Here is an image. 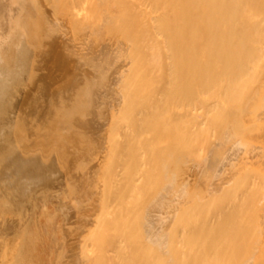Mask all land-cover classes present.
<instances>
[{"label": "bare ground", "instance_id": "6f19581e", "mask_svg": "<svg viewBox=\"0 0 264 264\" xmlns=\"http://www.w3.org/2000/svg\"><path fill=\"white\" fill-rule=\"evenodd\" d=\"M10 1H15V0H9V2ZM20 1H23V0H20ZM25 1L27 3L29 0L28 1L25 0ZM25 1H24V3H25ZM38 1L39 0H37L36 2H38ZM45 1H49V0H45ZM2 2H3V0H2ZM2 2H1V4L3 5L4 2L3 3ZM9 2H5V3L7 4ZM33 2H35V0H33ZM5 3H4V5H5ZM12 3L13 2H11L8 5L11 6ZM16 3L17 2L15 1V4H13V5H16ZM19 3H22V2H19ZM40 3H41V0H40V2H38L39 6H40ZM48 3H50V2H48ZM48 3L46 2V4L48 6L45 5V3H44V5L46 7L44 5H43V7L47 8L46 10L48 12L51 10L49 8V7H51L50 4L53 3V7H51L52 8V10H51L52 15L51 16H54V17H52V19H49V20H51V22H54L53 25L55 24V26H53L52 23L49 20H47L48 17L51 18L50 15L44 16V17H41L42 15L38 16L41 19L39 22L40 23L44 22V21H42V18H44L45 25L42 23L44 27L48 24V23H46V20H47L51 23L52 30H53V27L56 28V31L58 32L56 34L55 29H54L56 36L64 44V46H67L66 48L69 50V52L67 50V52L69 54L66 55L65 52H64L65 54L64 53H62V54L66 55V56L73 55L74 57L71 56V58H73L72 60H74L76 57V59H75L76 61L80 60L84 64L86 62V64H87V65H85L86 68L85 69L81 68V69L82 70L84 69V71H85L84 72L85 75L83 77H85L87 79L86 80L87 83L84 81L85 79H82L83 77H81L82 83H83V81L85 82V83H83L84 85H81V86L83 87L82 89H84V86L86 84H88V86L86 85V87H88V89H89V91H88L89 93L87 96L90 95L89 96L90 98L88 97V100L91 101V99H92V102H93V99H94L96 101V103H95V101L93 103L97 104L95 106H94V104H92L91 106L89 104V106L86 107V112L90 111V110H88L89 108L92 111L93 106H94L93 108L98 110L97 111L94 109L95 111L93 113H96V114H88L91 112H88L86 114L88 116L91 115V117L93 115V117L97 118V114L99 112L98 120H95L94 118H92L95 121L94 125L98 124L97 127L99 125H100L99 127H101L102 125H104L108 121V123H107L108 125L106 124V125L101 127L104 129V130L102 129V131H100L99 128H97V129L95 128L94 133L92 134V131L89 128L90 131L88 130V133H89V135L91 134L90 135L91 137H93L92 138L93 140H91V139H89V140H91V142L92 141L95 143L97 142L98 143L97 146L95 145V143H93V144L91 143V144L95 145L96 147H99V142L101 141V138H98L100 140L98 142V139L94 136V134L96 133L95 131L98 130L97 135H99V136L102 135L103 132L105 131L104 133H105V135H107V138H108L106 143H108V148L110 150L112 149L113 150L112 152L114 154L113 155V161L106 166V169L101 176V178H102L101 182H98V184H97L95 182L96 180L94 178H92L94 176H90L92 179L95 180L94 182H95V184H97V186H96L97 190L101 192V194H99L98 191L96 192L97 194L95 193L96 198H97V196L98 197L100 196L99 197L100 199L99 198L98 199L101 201V202H99V204L100 203L101 204L99 205V207L96 205L100 211H98V209H97V211H98V212H96L97 215L96 216L94 215L95 219H94L93 215H92V218L94 220L91 218L88 219V220H92L93 223H91V224H93V225H92V227H88L89 229L87 231L85 230L84 241H83L82 250H81V257H80L81 264H264V259H261V252H262L261 248H256L258 250L257 252H250V253L247 252L243 256L240 255L243 258H239V259H230L229 258L230 255L228 256L226 254H225L226 257L228 256V258H216V257L214 258V255L217 253H215L213 251L199 252L198 248L200 247V245L198 244V241L200 240V236L198 235V232H199V230L201 232V231H204L205 229H203L202 227H199L198 224L204 223V220L200 219V216H202V213L196 211V205H195V203H192V201L191 202L186 201V203H184L185 205H183V207H181L179 213H176V214H178L176 218H170L169 217V219H165L164 221H162L163 222V224L161 226L162 228L159 227V229L156 225L157 220L154 218L155 217L154 214L156 213V207L152 206L151 200L148 201V205H146L147 208L144 212L142 211V208L140 206L142 201H143V197H142L143 196L142 195L143 190L142 189H147V188L152 187V185L155 183L153 178L157 177V175L159 174V168L157 169V167H156L157 163H156V165H154L153 170H151L149 167L148 154H149V149H150L151 143H150V141H148V142H147V140L145 141L144 132L146 131V128H148L150 126L149 124L153 119L152 116L155 115L153 112L157 110L158 106H159V108H162V107H160L161 103L162 102L164 103L166 98H167V101L169 100L170 94L168 92L161 93L160 91L162 89H165V87L170 86V87H172V89H175V91H176L175 95L182 92L184 94V98L186 100L190 101L191 106L192 105L194 106L195 105L194 103L198 102V103H200V105L204 106L207 110H210V112H212V111L216 112V111H221L223 109L230 108L232 105L231 102H232L233 98H235L236 96L237 97L240 96V94L245 92V91H250V93L254 94L253 98L259 97L262 99V108H263V115H264V0H54V1L52 0L50 4H48ZM21 5H23V3ZM28 5H30V4L28 3ZM28 5H27V7H28ZM35 6H36V4L34 6L32 5V7H35ZM3 7L2 8L0 7V12L3 10ZM7 7L9 8V6H7ZM36 7L34 9H36ZM43 7L42 8L40 7V9L44 10ZM251 7H253V10L249 9ZM18 8H21V6ZM11 9L12 8L10 7V10ZM14 9H16V7H14ZM14 9H13V13H11L12 10L11 11L8 10L9 13L6 12L9 15L11 13V16L9 18L10 21H13V20L15 21V19L17 21L16 16H18V15H14V11H19V10H14ZM29 9H30V7H29ZM53 10H54V12H53ZM40 11H42V10H40ZM25 12L26 11L24 10V13ZM27 12H26V14H27ZM51 12H48V13L51 14ZM20 13L23 16V12H20ZM20 13H18V14L20 15ZM46 13H44L43 15H46ZM1 14H2L1 17L3 16L4 19L6 17H9L7 14L6 15L4 14V11H2ZM27 15H26V17L28 18L29 15L31 16V13L28 16ZM32 15H34V14H32ZM35 16L37 19H39L37 17V14ZM248 16H251V17L249 18ZM13 17H14V19L12 20L11 18H13ZM20 17H21V15H20ZM45 17H47V19ZM27 18L25 19L26 21H31V20L33 21L34 17H32V19L29 18L30 20H28ZM36 18L34 20H37ZM9 19H7L8 20L7 22H9ZM249 19H250V21H249ZM19 20H20V18L18 19L19 23L16 21L15 22L18 23L17 25L19 27H21L20 28L21 31L23 30V27H22L23 25H25V27H26V24L28 25V27L30 26L29 22H25L26 24L25 23L23 24V20L22 21L21 20L19 21ZM4 22L6 23V21H4ZM39 22L33 21L35 26H37L39 24ZM5 23H4V25H5ZM16 23H13L12 27H13V25H16ZM50 23H49V25H50ZM10 24H11V22H10ZM4 25H1V23H0L1 27H3ZM49 25H47V26H49ZM7 26H9V28L11 30V25H9V23ZM47 26L45 28H47ZM19 27L18 28L15 27V29L16 30L18 29L17 31H19L20 30ZM49 27L47 28V34L52 32V30L49 29ZM4 28L7 29V27H4ZM4 28H0V33ZM36 28H40V27L37 26ZM45 28H43V29L45 30ZM14 30H12V31H14ZM24 30H23V32H24ZM38 30H36V31H38ZM48 30H50L51 32H48ZM21 31H19V33ZM15 33H17V32H15ZM1 34H3V33H1ZM25 35L23 34V38ZM3 36H4V34L0 35V42L5 39V38H3ZM31 36L33 37V34ZM20 37H21V35H20ZM20 37H18V38H20ZM53 37H55V36H53ZM23 38L21 37L20 39L22 40ZM45 38H46V35H45ZM44 39H43L44 43H45V41L47 42V40H44ZM46 39H49V38H46ZM21 40H19L20 45L18 47H16L17 53L19 54V56L17 55V57H19V60L26 59V57L24 58V56L27 55V53H28L27 51H29V50H26L27 49L25 47L26 44L24 45ZM49 40H51V39H49ZM54 41H55L54 45H56L58 43H59V45L61 44L60 41L59 42H57L56 40H54ZM21 42H22V44H21ZM47 43H49V41ZM36 44H38V43H36ZM50 46H51V43H50ZM61 46L62 45H60L58 47V45H57L58 51H59V49L62 50V48H60ZM27 47H28V44H27ZM66 48H63V50H65ZM2 49L3 48H1L0 52H4V51H2ZM37 49H38V46H37ZM48 49H47V51H48ZM37 52H39V51H37ZM47 53H49V52H47ZM59 53H60V51H59ZM36 55H37V53H36ZM1 58H3V57H1ZM58 58L59 57H56V60L61 59V58H59V59ZM42 59H44V58H42ZM48 59H51V58H48ZM4 61H6L5 58H4ZM4 61H3V63L5 64ZM36 61H37V58H36ZM60 61H62V60H60ZM66 61H69V60L67 59ZM80 61H78V63ZM98 61H99V63H101V68H100V71L96 72L95 68H96V64ZM7 62H8V60H7ZM0 63H2L1 59H0ZM68 63L69 62H67V64ZM31 64H32V62H31ZM46 64H47V62H46ZM1 65L2 64H0V66ZM5 65H4V67H5ZM26 65L23 67H26ZM80 65L82 66V64H80ZM60 66H62V65H60ZM75 66H77V65H75ZM85 66L83 65L82 67H85ZM19 68H20V66H19ZM19 68H17V69H19ZM40 68H43V66H41ZM40 68H38V69H40ZM3 69H4L3 67L0 69V85H2V87L4 89V88H7L6 86H4V85H7L6 82L8 83L7 86H9V82H8L9 79H7V78L9 77L10 74L5 72V70H3ZM9 69L11 71L12 67ZM13 69H14V67H13ZM31 69L33 70L34 68H31ZM38 69H36V71ZM45 69H47V68H45ZM75 69H76V67H75ZM7 70H8V67H7L6 71ZM22 70H19V74H21ZM3 71L5 73H3ZM78 71H80L79 67H78ZM78 71H75L73 68L72 72H74V73L76 72V74H78L77 73ZM14 72L15 71H13L12 73H14ZM80 72L82 73V71H80ZM80 72H79V76H80ZM6 73L9 75L7 76ZM37 73H38V71L35 74H37ZM16 74H14V75H16ZM93 75H96L97 81H95L93 84H91V80L93 78ZM16 76H18V75H16ZM20 76H22V74L19 75L18 78ZM30 76H31V73H30ZM39 76H40V74H39ZM254 76L259 77L260 82H259L258 86L251 87L250 89H246L248 86L247 83H248L249 79L254 78ZM12 78H15V76L11 77L10 80ZM31 79H33V77ZM31 79H29V80H31ZM71 79H74V78L72 77ZM76 79H77V77H76ZM78 79H80V78L78 77ZM79 81L80 80H78V82ZM74 82H76V81H74ZM37 83H38V81H37ZM77 83H75V86ZM80 84L81 83H79L78 85H80ZM94 85H95L96 91L91 90ZM28 86H26V87H28ZM82 89H81V91H82ZM83 91H85V90H83ZM83 91L81 93H83ZM0 92H1V86H0ZM91 93H92V95H91ZM6 94H7V92L5 93V96H6ZM3 95H4V93L1 94V96H3ZM80 95H79L80 101L83 99L85 100L87 98L84 93H83L84 96H82V94H80ZM82 97H84V98H82ZM180 98H181V96H180ZM0 100H1V98H0ZM84 100H83V103L84 102L86 103L87 101H84ZM90 101H89V103H92ZM84 106H86V105H84ZM249 106L250 105L245 106L243 108L239 107V108L235 109V110H237L236 117H237L238 121L243 120V119L250 117L253 114H255V111L252 110L251 107H249ZM81 109L77 108L78 111L80 110L79 113H77L78 116H79L80 112H82ZM199 109H200L199 107L198 108L194 107L193 113L195 114V110L196 111L198 110V112H199ZM83 111L85 112V110H83ZM10 113H12V112H10ZM103 113L105 116L103 115ZM87 115H85V116L88 117ZM18 116L19 115L16 116V119L18 118ZM21 116H22V118L24 117L23 115H21ZM68 116L67 117L65 116V118H67L69 120ZM75 116H76V114H75ZM200 116L202 117L203 115L201 114ZM9 117H7V118H9ZM89 118H90V116H89ZM105 118L107 121L104 120ZM191 118L193 120L196 117L192 116ZM20 119H21V117H20ZM75 119L78 120L77 118H75ZM81 119H83V118H81ZM68 120H67V122L69 123ZM84 120H85V127H87L84 130H86V129H88V125L86 126V124L88 123L87 121L88 120L90 121L91 118L85 119V117H84ZM103 120L106 122H104ZM14 121H16V120H14ZM71 121H74V120L72 119ZM79 121H77V122H79ZM17 122H18L17 123V125H18L20 122H19V120ZM22 122H24V121H22ZM103 122H104V124H103ZM201 122L203 124L205 123L204 117H202L200 123ZM74 123H75V121L72 122V124H74ZM89 123H91V122H89ZM6 124H7V121H6ZM14 124H16V123L14 122ZM14 124H11V125L14 126ZM21 124L22 123L19 124L20 127H21ZM8 125H10V124H8ZM78 125H80V124H78ZM176 125H179V124H176ZM4 126H2V127H4ZM23 126H25V124ZM90 126L92 128L95 127V126H92V123L90 124ZM169 126H171V124ZM35 127L38 128V126H35ZM228 127L229 128L227 130H224V132L221 136L222 138H221V140H219V144L224 143L228 137H232V135H233L232 127L231 126H228ZM13 128H15V126L12 127V129ZM27 128H29V127H27ZM82 128H84V127H82ZM82 128H81V130H82ZM153 128H155V126ZM5 129H7V128H5ZM35 130H37V129H35ZM4 131L5 130H3V133H4ZM28 132L29 131H27V133ZM30 132H31V130H30ZM32 132H33V130H32ZM45 132L47 133L46 130H45ZM57 132H59V131H57ZM70 132H72V131H70ZM20 133H22V132H20ZM24 133H22V135ZM34 133L36 134V131ZM65 133H67V132H65ZM60 134L61 133H59V135ZM69 134L70 133H68V135ZM1 135H3V134H1ZM8 135H9V133H8ZM89 135H87V131H86L85 138L87 136H88V138H91ZM28 136L30 137V135H28ZM181 136H182V134L180 135V137ZM258 136H259V138H261L262 143H263L261 160H262V163L264 166V122H263L262 131L260 132V134H258ZM16 137H17V135H16ZM22 137H24V136H22ZM37 137L39 138V136H37ZM42 137H43V135H42ZM53 137H55V136H53ZM66 137H68V136H66ZM18 138H15V139H18ZM24 138H26V137H24ZM40 138H41V136H40ZM73 138H77V137H73ZM94 138H96L97 141H95L96 139H94ZM190 138H192V137H190ZM0 139H1V137H0ZM27 139H28V137H27ZM57 139H56V141H57ZM66 139H68L67 141H69V139H71V138H66ZM126 139L131 142L129 147L124 146V144H125L124 141ZM24 140H26V139H24ZM24 140H23V143H24ZM34 140H35V138H34ZM73 141H77V139L73 140ZM153 141H155V139ZM13 142H14V140H13ZM35 142H37V141H35ZM185 142H186V140H185ZM187 142H188V144H187L186 153L189 154V153H192L194 151V149L196 148V144L193 142V139H188ZM69 143H70V141H69ZM75 143H74V145H75ZM85 143H86V141H85ZM33 144H34V141H33ZM65 144H66V142H65ZM65 144H61V146L62 145L64 146ZM120 144H123L120 148L121 150H119V148H118V146ZM171 144H172V142H171ZM20 145H21V143H20ZM45 145H46V143H45ZM53 145H55V144H53ZM53 145L50 147H53ZM71 145H73V144H71ZM79 145H81V144L79 143ZM83 145H84V142H83ZM166 145H168L167 142H166ZM16 146H17L16 147V149H17L18 145H16ZM88 146H90V144H88ZM217 146H218V143L212 144V148H209V145H208L207 148L210 149V153L212 154L213 150ZM10 147H11V145H10ZM32 147L30 145L29 148L34 149L36 146L35 147L32 146ZM77 147H78V144H77ZM96 147L92 146V148H95V150H97L98 148L96 149ZM19 148L17 150H20ZM61 148H63V147H61ZM64 148L68 150V147H64ZM73 148H74V146H73ZM100 148H101V146H100ZM176 148H177L176 152H173L172 150L167 152L166 149L164 148L166 158H165L163 167H164V175L166 178H167V175L169 176L170 173H172L171 171L175 167H176V169L177 168L179 169L183 165L184 155L182 153L183 152L182 147L180 145L179 146L176 145ZM21 149H24V146H22ZM37 149L38 148L36 147V149H34V150H37ZM63 149H61V150H63ZM43 150H42V152H43ZM45 150H47V149H45ZM88 150H89V148L87 147L86 151H88ZM13 151H15V150H13ZM21 151L22 150H20L19 152H21ZM24 151L25 150H23V153H24ZM27 151L31 155V152H30L31 150L27 149ZM27 151H25V153ZM98 151H99V149H98ZM98 151L96 153H98ZM128 151L133 153L132 156L134 158V160L132 161V163L128 167L129 169H131L130 171H127L126 169L122 168V167L126 166V163H123L120 160V155L121 154L125 155L126 153H128ZM38 152H40V151H38ZM45 152H47V151H45ZM45 152H44V154H45ZM50 152L52 154L54 151L52 152V150H51V151L47 152L46 153L47 155H44V157L45 156L49 157L50 155L48 153H50ZM119 152H121V153H119ZM33 153H34V155L38 154V153H35L34 151H33ZM66 153H68V152H66ZM83 153H84V151H83ZM20 154H22V152ZM26 154L24 155L25 157L24 156H22V157L19 156V157L20 158L24 157L26 159L27 158ZM92 154H94V153L92 152ZM98 154H100V153H98ZM39 155H43V153L39 154ZM66 155L69 156L70 153H69V155L68 154H66ZM86 155H87V153H86ZM63 156H65V155L63 154ZM46 157L44 159H46ZM87 157H85V158H87ZM9 158H11V157H9ZM42 158H40V159H42ZM5 159H7V158H5ZM60 159H62V158H60ZM81 159H82V157H81ZM89 159L91 160V158H89ZM92 159H94V158H92ZM97 159L100 162L101 157L96 154V157L94 159L95 163L97 162L96 161ZM68 160H69V157H68ZM94 160H92L91 162H93ZM122 160H123V158H122ZM46 161H47V159L45 160V162ZM57 161L58 160L55 159V162H57ZM80 161L82 162V160H80ZM45 162L43 164H45ZM77 162H78V160H77ZM87 162L89 163V161H87ZM18 163H20V164H17V165H19L20 170H24L26 175H27V173H31L32 174L31 176H33L32 178H40L37 176H41L42 175L41 173H43V172L40 173L41 168L35 163H26L23 161H20ZM57 163L59 165L60 162H57ZM66 163H65V166H67ZM68 163H69V161H68ZM86 163H83V165L85 166ZM60 165H63V164L60 163ZM241 165H248V163H247V161H244L242 163H237V165L235 166V168L233 170L226 173L225 179L226 178L227 179L232 178L235 175V172L238 171V168ZM84 166H82V167L84 168ZM82 167H80V168H82ZM161 167H162V163H161ZM63 168H65V167L63 166ZM11 169L9 171H11ZM61 170L64 173V170L60 168L59 171H61ZM37 171H39V172L37 175H35V173H37ZM56 172L57 171H55V173H53V175L56 174ZM157 172H158V174H157ZM160 172H161V176H163V172L161 170H160ZM9 174H11V173H9ZM46 174H47V172H46ZM14 175L15 174H13V176ZM43 175L45 176V173ZM50 176H52V175H50ZM191 176L192 175L190 172H184L179 178V180H181L180 183L181 184H189L191 181V178H190ZM9 177H11V176H9ZM25 177H27V176H25ZM129 178H131L133 180L130 182V185H134L137 187V201L136 202L134 201L135 203H133L131 200L127 201L130 206L128 205L129 207L124 208V206H126L125 203H127V202L122 201V203L120 204L119 203V195L125 191V189L127 188L126 185H129L128 183H126V180H128ZM13 179H14V177L12 178V180ZM17 179L18 178H16V180ZM47 179H48V177H47ZM58 179H59V177H58ZM85 179L87 181L91 180L90 178L88 179V177ZM10 180H11V178H10ZM12 180L9 182H12ZM2 181H3V179H2ZM87 181H85V183ZM42 182H43V180H42ZM91 182L94 183L93 181H90V184H87V185H91L92 184ZM160 182H162V181H160ZM3 183H5V180ZM17 183H18V181H17ZM87 183H89V182H87ZM32 184H31V186H32ZM156 184H157V182H156ZM67 185L64 184V188ZM2 187H5V186H2ZM25 187H28V185H26ZM91 187H92V185H91ZM57 188H59V187H57ZM60 188H61V186H60ZM86 188H85V191L90 190L89 186L87 189ZM27 191H29V190L27 189ZM52 191H51V193H52ZM90 192H91V190H90ZM92 192H95V188H94V190L92 189ZM2 193L3 192H1V194ZM45 193L47 194L49 192H47V190H46V192H44V195H45ZM51 193H50V195H52ZM83 193H85V192H83ZM83 193H80L81 197L85 198L86 195H87V197H89L88 196L89 192L85 195V197L82 196V195H84ZM92 194H94V193H92ZM38 195L39 194L34 195L35 199H36V196H38ZM40 196H42V195L41 194L39 195V199L42 198ZM45 196L47 197V195H45ZM55 196H52V197L58 198V196H56V197ZM64 196L65 195H63V197ZM171 196L172 195L169 192L167 198H169V200H170ZM29 197H30V195H29ZM52 197H49V200ZM59 198H60V196H59ZM61 198H62V196H61ZM61 198H60V200H63L65 197L62 199ZM72 198H73V201H75L74 203H76V200L78 198L77 197H71L70 198L71 200L68 198V200H70L71 203L73 202ZM93 198H94V196L92 195V199ZM30 199L32 200V198H30ZM90 199H89V202L91 201ZM98 199H96L95 204L98 203L97 202ZM25 200H27V199H25ZM33 200H34V198H33ZM36 200H38V199H36ZM36 200L33 201V202H35L34 207L36 208L35 205H38L37 209L39 210V212L37 211V209H33L34 207H32L33 203H31V201H28V203L30 202L32 204L31 205L29 203L31 205L30 208H32L34 211L36 210V212L39 213L38 218L36 217L38 213H36L34 216L37 218V220L42 219L41 221L44 220L42 218L44 215L48 216L49 215L48 212L51 213V211H50L51 207H53L54 209L56 208V207L51 206V205L52 204L54 205V203L57 205L59 202V201H57V199H55V201H53L54 200L53 199L52 201L54 203L50 202V203H52L51 205H48V203L46 205L43 203L45 201V199H44V201L41 200L42 202H40L38 204H37ZM49 200H47L46 202H48ZM86 200H88V198H86ZM86 200H84V201H86ZM94 200H95V198H94ZM175 200L176 199L174 198V201ZM77 201H79V202H77L78 204L76 203L77 206H79L80 204H82V205L84 204V202L81 200H77ZM3 202H1V203H3ZM6 202L11 204L10 201L8 202L6 200ZM65 202H67V200L64 199V203ZM70 202H67V203L69 204ZM86 202H88V201H86ZM89 202L87 203L88 206L89 205L95 206V204H92L91 202H90L91 203L90 204ZM92 202H93V200H92ZM41 203L43 205H46L47 207H50L48 209L49 211H47V212L44 211L45 213H44V215L42 214V217L40 216L41 215L40 211L43 213V208H44V210H47V209H45L46 206L41 205ZM39 204H40V206H43V208L40 207ZM4 205H2L3 207H0V208L3 209L5 207L6 208L7 207H13L12 204H11V206L5 205V207H4ZM64 205H66V203ZM74 205L75 204H73V206H72L73 208L70 206L72 210H74V207L76 206V205L75 206ZM82 205L80 207H82ZM167 205L169 206V202L167 203ZM20 206L22 207V205H20ZM88 206H87V208H88ZM21 207L19 208L20 210H21ZM26 207L29 208V205L26 204ZM57 207H58V205H57ZM80 207H76V208H78L77 210H80ZM68 208L65 207L64 209L66 210ZM89 208H88V210H90ZM91 208H92V206H91ZM22 209H23V207H22ZM54 209H51V210L53 211ZM64 209H63V211H64ZM83 209L86 210V208H82V210ZM95 209H96V207L95 208L93 207V212H95L94 211ZM9 210H11V209H9ZM28 210H30V209H28ZM33 210H32V212H34ZM57 210L60 211L59 208ZM57 210H56V212L54 210L53 214H54V212L59 213V211H57ZM15 211H17V208ZM22 211L21 212L19 211V213L22 214V217L20 218L19 216H17V218L19 217L18 220L20 219V221H21V219L24 218L23 214H25V213L27 214V217H30L31 219L35 218L33 216V213L31 215L34 218L29 216L27 211L24 213ZM24 211H25V208H24ZM66 211L69 212V210H66ZM75 211H76V209H75ZM75 211H74V215L77 214L76 218L78 216L81 217L78 214V212L80 213L81 211H77V212H75ZM11 212H12V210H11ZM46 213H48V215ZM82 213H83V211H82ZM82 213H80V214H82ZM90 213H92V211ZM84 214H86V213H83V215ZM216 214H219V212L217 211L215 213V215ZM59 215H57V217H59ZM67 215L70 218V215H72V214L68 213L65 216L67 217ZM86 216L88 217V215H85V217ZM48 217H50V216H48ZM57 217H55V219ZM197 217H199V220L197 219ZM25 218H26V215H25ZM30 218H26V219H28L27 221H26V219H25V221H24V219H22V221H24V223L28 226L29 223H26V222H28ZM36 218L34 219V221L36 220ZM63 218H64V216H62L61 219H63ZM47 219H49V218H47ZM66 219L64 218L63 222L68 221V219L67 220ZM46 220H44V221H46ZM56 220H58V219H56ZM56 220H54L55 225H57L59 223L60 227H62V224H61L62 220H60V218H59L58 221H60V222H57V223H56ZM79 220L76 222L77 225H78ZM88 220H86V221H88ZM135 220H136V222H135ZM158 220L160 221V218ZM22 221H21V223L24 225V223ZM30 221H32V220H30ZM34 221H32V222H34ZM41 221H37L38 223L34 222L33 225L39 224ZM50 221L51 220L49 219V222ZM81 221H82V219L80 220V222ZM47 222H48V220H47ZM47 222H44V224L45 223L47 224ZM68 222H66V223L70 224L71 220ZM84 222H85V220H84ZM89 222H91V221H89ZM133 222H135L136 230L138 232V238L135 242H133V236L129 235V233L132 229ZM17 223L19 224V222H17ZM52 223H53L52 225H50L51 223L48 224L49 227H52L54 225V222H52ZM73 223L71 222V224L73 226H75V224H73ZM42 224L43 223L39 224V226H42ZM44 224H43V226H44ZM59 224H58V226H59ZM81 224H82V222H81ZM87 224L88 223L86 222L85 227ZM4 225H6V224L4 223L3 227H5ZM30 225H31V227H33L32 224H30ZM35 225H34V227H35ZM20 226H21V224H19V227ZM43 226H42V228L44 230L40 227L43 230L41 233H40L41 229L38 227H35V228L33 227L34 231H31L32 229L29 228V230L31 229L30 230L31 233L36 231V234L34 233V235H31V234L30 235L34 236V238H35V235H38V233L40 235L41 234L43 235V232L45 231V228ZM54 226H53V228H54ZM64 226H67V225H64ZM64 226L62 228H64ZM79 226L80 225H78V227ZM0 227H2L1 221H0ZM3 227L0 229L3 230ZM46 227L48 228L47 225H46ZM60 227H58V229ZM75 227H77V226H75ZM36 228L39 229V232H37L38 229L35 230ZM53 228L51 229L52 232H53ZM72 228L73 227L71 226V229ZM21 229H23V226H21ZM21 229H19V231ZM24 229H25V227H24ZM27 229H28V227H27ZM64 229H66V227ZM67 229H68V231H67ZM67 229L66 230L61 229L62 231L57 230V228L55 229V231L56 230H57V232L59 231V233L56 234V236H59L58 239L56 238V236H54V234L51 231H49V229H46V231L48 230L50 234L51 233L53 234V235L51 234L52 236L49 235V237L51 236L50 237L51 238L50 243H52V241H53L52 240L53 236L55 237V239H54L55 242H56V240L57 241L59 240V242L61 243L63 240L62 235L66 231L67 232H73V231H71V229H69V228H67ZM9 230L12 232L15 231L12 229V227H11V229L9 228ZM7 231H8V229H7ZM7 231H4V233L6 232V234H8ZM48 231H47V234H49ZM55 231H54V233H56ZM63 231H64V233L61 235V233ZM15 232H17V231H15ZM21 232H24V234H23L24 236L25 235L29 236V233L28 234L26 233L29 231L21 230ZM154 232H156V234H154ZM157 232H158V234H157ZM70 234L69 233L66 234V237H67V235L69 236ZM3 236H5V235H3ZM26 236H25V238L27 239L28 236L27 237ZM45 236H46V233H45ZM60 236H61L62 240L59 239ZM72 236L74 237L75 235L72 234L70 236V238ZM25 238H23L24 241L26 240ZM34 238H33V241H34ZM43 238H44V236L40 237L41 241ZM46 238H47V236H46ZM46 238L44 239V241L45 240L48 241V238L47 239ZM65 238H64L63 242L61 243L62 245H63L64 241H65V243L67 241V244L71 243L70 242L71 240L70 241L65 240ZM70 238L68 237V239H70ZM74 238H77V236ZM2 239H3V237L0 240H2ZM28 239L30 240V237H28ZM40 239H37V236H36L35 241H37V240L40 241ZM47 241H45V242H47ZM26 242H27V240H26ZM59 242H57V243H59ZM72 242H73V240H72ZM24 243H22V244H24ZM31 243H29V245ZM38 243L39 242L32 243L31 245L35 246V245H38ZM40 243H39L40 246H38V247L39 248L41 247L40 250H42L41 245H44V244L46 245V243H44V244H40ZM65 243L63 245V248H64L63 250H65L64 246H67ZM55 244H52V245L55 246ZM262 244H264V243L260 242L259 245L263 246ZM31 245H30V247H31ZM23 246H25V244ZM56 246H57V244H56ZM69 246H71V245H69ZM69 246H67L66 248L70 249ZM38 247L35 246V248H37V249H38ZM45 247L47 248V246H44V248ZM249 247L254 248V245H250ZM24 248H22L23 249L22 251L30 250V249H24ZM55 248H57V247H54V249ZM72 248L75 249V246H73ZM37 249H35V251ZM45 249H43L41 251V254L43 253V251H45V252H48L49 250L51 251V248L48 251H46L47 249L46 250ZM67 249L65 251H63L59 247V250L62 251V253L65 252V256H64V258H63V256L61 258L59 257L57 259L58 262L56 261V263L54 262L56 260L55 259L53 261L55 264H66L67 263V261H66L67 256H68L67 255L68 253H66ZM32 250L33 249H31L30 252H32ZM40 250L38 249L39 252H40ZM38 251L34 252V253H37V256H38V254H40V253H38ZM52 251H54V250H52ZM24 252H22L23 255L27 254V252L25 254H24ZM45 252H44V255L42 254L43 256L46 255ZM48 253H47V255H48ZM52 254H53V252H52ZM32 255L34 256L33 253H32ZM57 255L58 254L56 253V256ZM235 255H239V253H235ZM41 256L39 259H37L39 256L36 259H34L36 261L38 260L37 264H41V263L43 264V262H42L43 259L41 260V258H42ZM50 256H49V258H48V256L46 257V261L43 260V261H45V264L47 262V259H48V262H50L49 261ZM56 256L54 255V258ZM254 256L258 257L259 259L257 258L254 260L253 259ZM27 258L32 259L33 257H30V258L26 257L25 259H27ZM51 258H52L51 259V261H52L53 257L51 256ZM19 259H21L23 262L25 261V259H22V258H19ZM30 260L29 261L26 260V262H30L29 264H32V261H34V260H31V261ZM39 260H41V263L39 262ZM68 260H70V259L68 258ZM35 262H33V263H35ZM26 264H28V263H26ZM51 264H53V263H51Z\"/></svg>", "mask_w": 264, "mask_h": 264}, {"label": "rangeland", "instance_id": "374dc122", "mask_svg": "<svg viewBox=\"0 0 264 264\" xmlns=\"http://www.w3.org/2000/svg\"><path fill=\"white\" fill-rule=\"evenodd\" d=\"M15 1L17 2L16 5H13V4H15ZM15 1L9 2V0H7V1L3 0L4 3L9 2L7 4L5 3V5L2 2V0L0 1V7L2 8L4 6L3 10L2 9L1 10L4 11L5 15L7 14L9 16V17H6L4 19L3 16L1 17L2 11L0 12V23H1V25H4V23H5L4 21H6L5 25L3 27L0 26V28L7 27V29H5V28L3 30L1 29L2 30L1 33L4 34L3 38H5V39L0 42V51H1V48H3L2 51H4V52H0L1 53L0 59L2 62L0 64H2L1 66L4 68L3 70H5V72L9 73L10 75L12 74L10 76L9 74L6 73L7 76L9 75L10 78L15 76V78H12L11 80L9 77L7 78L10 81L8 80L9 86H7L8 85L7 82H6L7 85H4L7 87V88H4L5 90L3 89L2 85H0L1 86V92L4 93V95L1 96L2 93L0 92V96H1L0 98H1V100L3 99L2 100L3 102L0 100V124H1L0 129L2 128L3 130H5L4 133H3L2 129L0 130V137H1V139H0V180H1L0 181L1 182L0 183V198H1L0 203L4 201L5 203L4 202L3 203L6 206H11V204L13 206V207H7L6 208L3 203L0 204L1 205L0 207H3L2 205H4V207L6 208V209L0 208V212H1L0 213V221L2 223V227H3L4 223L6 224V225H4L6 228L3 227V230L0 229V239L3 237V239L0 240V264H26V263L29 264L30 262H26V260L29 261L31 259L30 257H33L31 260H34L38 256L39 257L37 259H39L42 254L44 255L45 251H43V253L41 254V251L46 248V247L44 248V246H47V248H46L47 250L45 249L46 251H48L50 248H51V251L49 250L48 251L49 253L45 252L46 255L45 256L42 255L41 260L43 259L46 261V257L48 256V258H49V256L51 255L53 257V260L51 261L52 258L50 256V259H49L50 262H48V259H47L48 263L46 262V264H51V263L55 264L59 257L61 258L63 256V258H64V256H65V252L62 253V251L59 250V247L61 250L64 249L63 245H64L65 241H64L63 245L61 243L63 242L64 238L66 237V234H68V233L69 234L71 233V234L69 236L67 235L65 240H69V241L71 240L70 241L71 243L67 244V241H66L65 244L67 246H69V245H71V246H69L70 249H67L66 248L67 246H64L65 250L67 249L66 253H68L66 264H81L80 257H81V250H82V245H83V241H84L85 230L87 231L89 229L88 227H92V225H93V224H91V223H93L92 220H88V219L89 218L93 219L92 215L94 217V215L95 216L97 215L96 212L100 211L98 207L101 204V203L99 204V202H101V201L99 200L100 196L99 197L97 196V198H96V194H97L96 192L98 191L96 186H97L98 182L102 181L101 176L104 173L106 166L113 161V155H114L112 152L113 150L112 149L110 150L108 148V143H106L108 138H107V135H105V133H104L105 131L103 132L104 135L103 134L100 135L101 137L99 135H97L98 130L95 131L96 135L94 134V136L97 139L101 138V141L98 139V142L100 141L99 147H96L98 145V143L97 142L95 143L93 141L91 142V140H93L92 139L93 137L90 136L91 134L89 135L88 130L90 128L92 131V134L94 133L95 128L96 129L99 128L100 131H102L103 128H101V127L106 125L108 123V121L105 118L104 120H106L107 122L103 120L106 123L104 124V122H103L104 125H102L101 127H99L100 126L99 125L97 127L98 124L94 125V123H95L94 119L98 120L99 112L97 114V118L93 117V115H92V117H91V115H89L91 120L90 121L86 120V121L88 123L91 122L92 126H95V127L92 128L90 126L91 123L88 124L86 122L87 123L86 126L88 125V129L84 130L85 128H87V127H85L84 117H85V119L86 118L90 119L89 116L86 114L88 112H91L88 114H96L93 112L97 109H95L93 107L97 104H95L96 101L94 99H93V102L95 101V103L92 102V99H91V101L88 100V97L90 96V95L87 96L89 93L88 92L89 89H88V87H86V85L88 86V84H86L84 86V89H82L83 87L81 86V85H84L83 83H85V82L87 83V81H86L87 79L85 77H83L85 75L84 69L86 68L85 65H87L86 62L84 64L80 60H78V61H80L78 63V61L75 60L76 57L74 60H72L73 58H71V56H73V55L66 56L67 54H69L68 53L69 50L66 48L67 46H64V44L56 36V34L58 33L56 31V28L53 27V30H52L51 23L53 25L54 22H51V20H49V19H52V17H54V16H51L52 15V12H51L52 8L51 7H53V3L52 4H50V3L52 0H49V1L43 0L44 2L41 0L40 6L38 5V2H40V0L38 2H36L37 0H35V2H33V0H29V1L27 0L28 1L27 3L25 0H23V1L15 0ZM24 1H25V3H24ZM1 2L3 3V5L1 4ZM11 2H13L11 4V6L8 5ZM19 2H22L23 5H21L22 3H19ZM46 2L47 3L50 2L48 4L51 5V7H49L51 10L49 9L50 11H48V12H51V14H49L46 10L47 8H45L46 7L45 5H47ZM28 3L30 5H28ZM44 3H45V5H44ZM26 4L28 5V7ZM35 4H36V6L38 5L37 7L35 6L36 9H34L35 7H32V5L34 6ZM43 5L45 7H43ZM7 6H9V8ZM13 6L16 7V9H14ZM20 6L22 9L18 8ZM10 7L12 8L11 13H13V9L19 10V11H14V15H18V16H16L17 21L15 19L16 22H18L19 18L21 20L24 17L22 19L23 24L25 22L30 23V24L28 23L30 25L29 27L26 23H25L26 27H25V25L22 26L23 30L25 29L24 32H23V30L21 31V29H20L21 27H19L17 25L19 22L16 23L13 20L15 16L13 18H11L13 21H10L9 18L11 16V13H10V15L8 14L9 13L8 10H10ZM29 7H30V9H29ZM40 7L41 8L43 7L44 10L40 9ZM23 9L26 12L27 11L29 12V13L27 12L28 15L31 13V16L29 15L30 16L29 17L26 14V12L24 13ZM249 9L253 10V7L249 8ZM40 10H42V11H40ZM6 12H8V13H6ZM20 12H23V16ZM53 12H54V10H53ZM18 13H20L21 17ZM35 13L37 14V17L41 16V15H42L41 17L49 16V15L51 16V18L48 17V19H47V17H45L47 20H49L51 22L50 23L49 21L46 20V23H48L47 25H49V23H50V25H49L50 27L47 25L46 26H47V28L49 27V29L52 30V32L50 30H48V32H51V33L47 34V28H45L46 26L45 27L43 26V24L45 25L44 18H42V21H44V22L41 21L43 23L42 24L39 22L41 20L40 17H38L39 19H37L35 16L36 15ZM44 13H46V15H43ZM32 14H34V15H32ZM26 15L28 16V18L26 17ZM25 17L28 20H30L29 18L32 19V17H34L33 21L39 22V24L37 26L40 28H36L37 26H35V24L33 23L32 20L26 21ZM248 17L250 18L251 16H248ZM35 18L37 20H34ZM7 19H9V22H7L8 21ZM249 21H250V19H249ZM10 22H11V24H10ZM8 23H9V25H11V30H10L9 26H7ZM13 23H16L17 26L13 25V27H12ZM53 26H55V24ZM15 27H17V28L19 27V29H20L19 31H21V32L19 33V31H17L18 29L16 30ZM43 28H45V30ZM54 29H55L56 34L54 32ZM12 30H14V31H12ZM36 30H38V31H36ZM15 32H17V33H15ZM1 33H0V35H3ZM31 33L33 34V37L31 36L32 35ZM23 34L24 35L26 34L24 36V38H23ZM20 35L23 38L22 40L20 39L21 38ZM45 35H46V38H49L51 40L46 39ZM53 36H55V37H53ZM18 37H20V38H18ZM43 39L47 40V42L49 41V43H47L46 41L44 43ZM19 40H21L24 45L26 44L25 47L27 49L25 47L24 48L26 50H29V51H27L28 52L27 55L24 56V58L26 57V59H23V60H19V57H17V55L19 56V54L17 53L16 47H18L20 45ZM54 40H56L57 42L60 41V43H61L60 45H62L60 47V48H62V50L59 49L60 53L58 51V47L60 45H59V43L54 45V43H55ZM22 42H21V44H22ZM35 42L38 44H36ZM50 43H51V46H50ZM27 44H28V47H27ZM57 45H58V47H57ZM37 46H38V49H37ZM63 48H66V49L63 50ZM47 49H48V51H47ZM67 50H68V52H67ZM37 51H39V52H37ZM46 51L49 53H47ZM64 52L66 53V55H64L65 54ZM36 53H37V55H36ZM62 53H64V54H62ZM1 57H3V58H1ZM56 57H59L61 59L58 58L59 60H56ZM4 58L6 61H4ZM36 58H37V61H36ZM42 58H44V59H42ZM48 58H51V59H48ZM65 59L66 60L68 59L69 61H66ZM7 60H8V62H7ZM60 60H62V61H60ZM3 61L5 62L6 65L3 63ZM31 62H32V64H31ZM46 62H47V64H46ZM67 62H69V63L67 64ZM23 63L27 64V65L25 64L26 67H23V66H25ZM3 64L5 65V67ZM74 64L79 67V70L82 71V73L80 71H78V67L75 66ZM80 64H82V66L84 65L85 67H82ZM60 65H62V66H60ZM19 66H20V68H19ZM41 66H43L44 69L40 68ZM7 67H8V70L6 71ZM11 67H12V69L10 71L9 68H11ZM13 67H14V69H13ZM72 67L74 68L75 71H78L77 72L78 74H76V72L75 73L72 72L73 71ZM75 67H76V69H75ZM17 68H19V69H17ZM31 68H34L35 70L33 69L34 70L33 71ZM38 68H40V69H38ZM45 68H47V69H45ZM81 68H84V69L82 70ZM100 68H101V63H99V61H98L96 64L95 71L96 72L100 71ZM36 69H38L37 71L40 74V76L38 73L35 74L37 72ZM12 70L15 72L12 73L13 72ZM19 70H22L21 71L22 76H20L18 78V76L21 75V74H19ZM5 72L3 71V73H5ZM79 72H80V76H79ZM30 73H31V76H30ZM14 74H16L18 76L14 75ZM32 77H33V79H31ZM72 77L75 80L71 79ZM76 77H77V79H76ZM78 77L80 79H78ZM81 77H83L82 79H85L84 80L85 82L83 81V83H82ZM29 79H31V80H29ZM73 80L76 82H74ZM78 80H80L81 82L80 81L78 82ZM37 81H38V83H37ZM95 81H97V77H96V75H93V78L91 80V84H93ZM259 82H260V80H259L258 76H254V78H250L248 83H247L248 86L246 89H250L251 87L258 86ZM75 83H77L76 86H75ZM79 83H81V84L78 85ZM26 86H28V87H26ZM81 89H82V91L85 90V91H83V93L86 95L87 100L86 99L85 100L83 99V100L87 101L88 103L87 102L83 103V100L80 101L79 95L82 94V96H84L83 93H81L82 92ZM91 90L96 91L95 85L92 87ZM6 92H7V94L5 96ZM160 92L161 93L168 92L170 94L169 100L167 101V98H166L164 103L163 102L161 103L160 107H162V108H159V106H158L157 110L153 112L155 115L152 116L153 119L149 124L150 126L148 128H146V131L144 132L145 141L147 140V142L150 141V143H151L150 149H149V154H148L149 167L151 170H153L154 165H156V163H157L156 167H157V169L159 168V174L157 172V174H158L157 177L153 178L155 183L152 185V187L147 188V189H142L143 190V192H142L143 201L140 205L142 208V211L144 212L146 210V208H147L146 205H148V201L151 200L152 206L156 207V213L154 214V216H155L154 218L157 220L156 225L159 229V227H161L163 224L162 221H164L165 219H169V217L170 218H176L178 215L176 213H179L181 207H183V205H185L184 203H186V201H189V202L192 201V203H195V205H196V211L202 213V216H200V219L204 220V223L198 224L199 227H202L203 229H205L204 231L200 232V230H199V232H198V235L200 236V240L198 241V244L200 245V247L198 248L199 252L213 251V252L217 253L214 255V258L215 257L216 258H228V256L230 255L229 256L230 259H239V258H243L241 256H243L247 252H249V253L250 252H257L258 250L256 248H261L262 249L261 259H264V244H262L263 246L259 245L260 242L264 243V166H263V163L261 160L263 143H262L261 138H259V136H258V134H260V132L262 131L263 122H264L262 99L259 97L253 98L254 94L250 93V91H245V92L241 93L240 96H238V97L236 96L235 98H233V100L231 102L232 105L230 108L223 109L221 111L210 112V110H207L204 106L200 105V103H198V102L194 103L195 104L194 106L193 105L191 106L190 101H188L184 98V94L182 92L175 95V93H176L175 89H172V87H170V86L165 87V89H162ZM91 95H92V93H91ZM180 96H181V98H180ZM82 98H84V97H82ZM89 101L92 103H89ZM89 104H90V106L92 104H94V106L92 107V111L89 108L88 110H90V111L87 110L88 112H86V107L89 106ZM84 105H86V106H84ZM248 105H250L249 107H251V109L255 111V114H253L252 116L247 117L243 120L238 121V119L236 117L237 110H235V109H237L239 107L243 108V107L248 106ZM194 107L195 108L199 107L200 108L199 112H198V110L197 111L195 110V114H194L193 113ZM77 108H79V109L82 108L81 109L82 112H80L79 116L77 115V113H79L80 110L78 111ZM83 110H85V112ZM10 112H12V113H10ZM83 113L85 115H87L88 117H86ZM75 114L77 117L75 116ZM201 114L203 115L202 117L205 118L204 124L202 122L200 123V121L202 119V117L200 116ZM17 115H19V116L16 119ZM21 115H23L24 117L22 118ZM103 115H104V113H103ZM65 116L66 117L68 116L69 120L67 118H65ZM192 116H195L196 118H194L192 120V118H191ZM7 117H9L10 119ZM20 117L22 120L20 119ZM75 118H77L78 120H76ZM81 118H83V119H81ZM92 118H94V119H92ZM66 119L69 121V123L67 122ZM72 119L75 121L74 124H72V122H74V121H71ZM14 120H16V121H14ZM18 120L20 123H22L21 124L22 128L19 125L20 123L17 125ZM6 121H7V124H6ZM13 121L16 124H14ZM22 121H24L25 123ZM77 121H79V122H77ZM76 122L78 124H80L81 126L78 125ZM167 123L169 125L171 124V126H169ZM175 123L179 124V125H176ZM8 124H10V125H8ZM11 124H14L15 128L12 129V127H14V126H12ZM24 124H25V126H23ZM2 126H4V127H2ZM35 126H38V128ZM154 126H155V128H153ZM228 126L232 127L233 135H232V137H228L224 143L219 144V140H221V138H222L221 136H222L224 130H227L229 128ZM27 127H29V128H27ZM80 127L81 128L84 127V128H82V130H81ZM5 128H7V129H5ZM35 129H37V130H35ZM30 130H31V132H30ZM32 130H33V132H32ZM45 130L47 131V133L45 132ZM27 131H29L28 132L29 134L27 133ZM35 131H36V134L34 133ZM57 131H59V132H57ZM64 131L67 133H65ZM70 131H72V132H70ZM86 131H87V135H89L91 138H88V136L86 137L87 139L85 138ZM20 132H22V133L25 132L24 133L25 135L24 134L22 135V133H20ZM8 133L10 136L8 135ZM59 133H61V134L59 135ZM68 133H70V134L68 135ZM1 134H3V135H1ZM181 134H182V136L180 137ZM16 135H17V137H16ZM21 135L26 137V138L22 137ZM28 135H30L31 138ZM36 135L39 136V138ZM42 135H43V137H42ZM40 136H41V138H40ZM53 136H55V137H53ZM66 136H68V137H66ZM27 137H28V139H27ZM73 137H77V138H73ZM190 137H192V138H190ZM15 138H18V139H15ZM34 138H35V140H34ZM55 138L56 139L58 138L59 140L57 139V141H56ZM66 138H71V139H69L70 143H69V141H67L68 139H66ZM96 138H94V139H96ZM153 138L155 139V141H153L154 140ZM24 139H26V140H24ZM76 139H77V141H73ZM89 139H91V140H89ZM97 139L95 141H97ZM188 139H193V142L196 144V148L194 149V151L192 153H189V154L186 153L187 144H188L187 140ZM13 140L16 144L13 142ZM23 140H24V143H23ZM185 140H186V142H185ZM33 141H34L35 145L33 144ZM35 141H37V142H35ZM85 141H86V143H85ZM19 142L21 143V145ZM65 142H66V144H65ZM78 142L81 145H79ZM83 142H84V145H83ZM166 142L168 145H166ZM171 142H172V144H171ZM45 143L48 147L45 145ZM74 143L76 146L74 145ZM87 143L90 144V146H88ZM91 143L92 144L95 143L96 146L92 145ZM124 143H125L124 144L125 147H129L131 142L126 139L124 141ZM217 143H218V146L214 149L215 151L213 150V152L211 154L209 148H212V144H217ZM53 144H55V145H53ZM61 144H65L66 146L65 145L61 146ZM71 144H73V145H71ZM77 144H78V147H77ZM10 145H11V147H10ZM16 145H18V148L20 147L19 149L22 150L21 151L22 154H20L21 153V152H19L20 150H17L18 148L16 149V147H17ZM30 145H31V147L36 146L39 149V150L38 149L37 150L40 152H38L37 150H34V149H36V147L34 149L29 148ZM52 145H53V147H50ZM91 145L93 147H96V149L98 148L99 151H98V149L95 150V148H92ZM122 145L123 144H120L118 146L119 150H121L120 148ZM176 145L177 146L180 145L182 147V151H183L182 153L184 155L183 158H184L185 162L183 161V165L179 169L178 168L176 169V167H175L171 171L172 173H170L169 176L167 175V178H166L164 175V167H163L164 161L166 158L165 149L167 152L171 151V150L173 152H176V149H177ZM208 145H209V148H207ZM22 146H24V149H21ZM60 146L63 148L68 147V150L65 148L63 149ZM73 146H74V148H73ZM100 146H101V148H100ZM59 147L63 150H61ZM87 147L89 148L88 151H86ZM27 149L31 150L30 151L31 155L28 152L29 150L27 151ZM45 149H47V150H45ZM13 150H15V151H13ZM23 150L27 151L26 152L27 154L24 151V153L26 154V157H27L26 159L24 158L25 154L23 153ZM32 150L38 154L34 155ZM42 150H43V152H42ZM48 150L49 151L52 150V152L53 151L54 152L52 154H51V152L48 153L50 155V156L48 155L49 157L45 156L47 159V161L45 162L46 159H44L45 158L44 155H47L46 153L49 152ZM82 150L84 151V153L86 152L87 155H86V153L84 154ZM45 151H47V152H45ZM97 151L100 154L96 153ZM41 152L43 153V155H39V154H42ZM44 152H45V154H44ZM66 152H68V153H66ZM92 152L94 154H92ZM69 153H70V155H69ZM119 153H121V152H119ZM63 154L65 156H63ZM66 154H68L69 156H67ZM96 154L101 157V160L99 162L97 159L96 160L97 162L95 163L94 159L96 157ZM132 154L133 153L128 151V153H126L125 155L124 154L120 155L121 162L126 163V166L122 167V168L126 169L127 171L131 170L128 167L130 166V164L134 160ZM19 156L20 157L24 156V157L20 158ZM87 156L88 157L90 156L89 158H91V160ZM9 157H11V158H9ZM68 157H69V160H68ZM81 157H82V159H81ZM85 157H87L88 159ZM5 158H7V159H5ZM40 158H42L44 161ZM60 158H62V159H60ZM92 158H94V159H92ZM122 158H123V160H122ZM55 159L58 160L57 162H60L63 165H60V163L58 165V163L55 162ZM77 160H78V162H77ZM80 160H82V162ZM86 160L89 161L90 164ZM92 160H94V161L91 162ZM20 161H23L26 163L37 164L41 168L40 173L43 172V173H41L42 174L41 176H37L40 178H32L33 176H31L32 175L31 173H27V175H26L24 170H20L19 165H17V164H20V163H18ZM68 161H69V163H68ZM244 161H247L248 165H241L238 168V171L235 172V175L232 178H228V179L226 178L225 179L226 173L233 170L235 168V166L237 165V163H242ZM44 162H45V164H43ZM65 163L67 166H65ZM83 163H86V165L84 166ZM161 163H162V167H161ZM63 166L65 168H63ZM82 166H84V168ZM80 167H82V168H80ZM60 168L64 170V173L62 170H61L62 172L59 171ZM10 169H11V171H9ZM160 170L163 172V176H161ZM55 171H57V172H56V174L53 175V173H55ZM38 172L39 171H37V173H35V175H37ZM46 172H47V174H46ZM184 172H190L192 175L190 177L191 181L189 184H181L180 183L181 180H179V178ZM9 173H11V174H9ZM12 173L15 175L13 176ZM44 173H45V176L43 175ZM50 175H52V176H50ZM9 176H11V177H9ZM25 176H27V177H25ZM90 176H94L92 178H94L96 181L94 179H92ZM13 177H14V179L12 180ZM47 177H48V179H47ZM58 177H59V179H58ZM87 177H88V179L89 178L91 179L90 181H93V182L95 181L97 184H95V182L94 183L91 182L92 187H91V185H87V184H90V181L89 180L87 181L85 179ZM1 178L3 179V181ZM10 178H11L12 182H9V181H11ZM16 178H18V179L16 180ZM41 179L43 180V182L45 184L42 182ZM4 180H5V183H3ZM17 181H18V183H17ZM85 181H87L89 183H87V182L85 183ZM131 181H133L131 178L126 180V183H128L129 185H126L127 188L125 189V191L119 195V203L120 204L122 203V201L127 202V201L131 200L133 203H135L137 201V187L134 185H130ZM160 181H162V182H160ZM156 182H157V184H156ZM31 184H32V186H31ZM64 184H66V185L68 184V185L64 188ZM26 185H28V187H25ZM84 185L85 186L87 185L86 186L87 188H88V186L90 187L89 189L91 190V192H90V190H87V191L91 195L87 191H85L86 187ZM2 186H5V187H2ZM60 186H61V188H60ZM57 187H59V188H57ZM94 188H95V192H92V189L94 190ZM27 189L30 192L27 191ZM46 190H47V192H49L47 194L45 193V195H47L48 198L44 195V192H46ZM51 191H52V193H51ZM1 192H3L2 193L3 195L1 194ZM83 192H85V193H83ZM169 192L172 195L170 200H169V198H167ZM50 193L52 195H50ZM80 193H83L84 195H82V196H84V197L88 193L89 197H87V195H86V197L83 198L80 196L81 195ZM92 193H94V194H92ZM98 193L101 194L100 191H98ZM36 194H39V195L41 194L42 196H40V197H42V198L39 199V195H38V196H36V199H38V200H36L34 197V195H36ZM54 194L56 196H58V198L52 197V196H55ZM29 195H30V197H29ZM63 195H65L64 196L65 198L63 197ZM92 195L94 196L95 200H94V198L92 199ZM59 196H60V198L62 196V198L67 200V202H70L71 197H77L78 198L77 200L83 201L84 204L82 205L79 203L80 205L77 206L76 203L79 201L76 200V203H74L75 201H73V198H72V201H73L72 203L70 202L68 204L67 202H65L66 205H64L65 204L64 199L60 200ZM49 197H52L54 200L52 198H50V200H49ZM30 198H32V200ZM33 198H34V200H33ZM68 198L70 200H68ZM86 198H88V200H86ZM174 198L176 199L175 201H174ZM25 199H27V200L29 199L28 201H31V203H33V205H32L29 202L32 205V207H34L35 202H33V201H35V200L38 204V203L44 201V199H45V201L43 203L46 205H47V203H48V205H51L52 203H54L53 201H55V199H57V201H59L57 204L58 207L54 203V205L52 204L51 206H54L56 208L54 209L53 207H51V209H54L56 212V210L59 208L61 212L59 210H57V211H59V213L54 212V214H53L54 210L52 211L50 209V211L53 215L50 212H48L49 215H48V213H46L48 216H50V217H48V216L44 215V213H45L44 211H46V212L49 211L48 209L50 207H47L46 205H43L41 203V205L47 207V208L45 207V209H47V210H44L43 206H40V204H39V206L43 208V213L40 211V213H41L40 216L42 217V214H43L44 216L42 218L44 220L49 218L52 222H54V225H55L54 220H56V219L59 220V218H60V220H62V222H63L64 221L63 219L67 218L68 221L71 220L72 223L74 222L73 224H75V226H77V227L73 226L71 224V222H70V224H68L69 223L68 221H66L68 223H66V222L62 223L61 222L62 227L64 225H67V226H64V228L66 227V229L67 228L71 229V226H72L73 230L71 229V231H73V232H67L68 229L66 231L67 233L66 232L64 233V231L62 233L60 232L61 235L64 233L62 235L63 240L61 239V236H60L59 239H61L62 242L60 243L59 240L58 241L56 240V242H55L54 236H56V234L59 233V231L57 232V230H61V229L66 230V229L60 227L59 223H58L59 226L57 224L55 226L53 225L54 228H53V226L49 227L48 224H50V223H51L50 225L53 224L51 221L49 222V219H47L48 222H47V220L41 221L42 219L37 220V218L39 216V213H38L39 210L37 209L38 205H35L36 208L35 207L33 208V209H37L38 212H36V210L34 211L32 208H30L31 205ZM89 199L91 200L90 202L92 204H95L96 199H98L99 201L97 200L98 203H96L95 206H93V205L88 206L87 203L89 202ZM6 200L8 202L10 201L11 204L7 203ZM47 200H49V201L46 202ZM84 200H86L88 202H86ZM92 200H93V202H92ZM50 202H52V203H50ZM168 202H169V206L167 205ZM26 204L29 205V208L26 207ZM73 204L76 205V206L74 205L75 206L74 210L71 209ZM20 205H22L23 209ZM81 205H82V207H80ZM86 205L88 206V208L90 207L89 209L92 211L93 214L90 213L91 211L88 210ZM125 205L126 206H124V208H127L130 206L128 204V202L125 203ZM64 206L66 208L69 207L68 209H66V210H69V212L64 209L65 208ZM91 206H92V208H91ZM15 207L17 208V211H15L16 210ZM20 207H21V210L19 209ZM76 207H80V210H77L78 208H76ZM93 207L94 208L96 207V209L94 210L95 212H93ZM24 208H25V211H24ZM27 208L30 210H28ZM82 208H86V210H84V209L82 210ZM9 209H11L13 213ZM63 209H64V211H63ZM75 209H76V211H75ZM97 209H98V211H97ZM18 210L20 212L23 210L22 211L23 213L27 211V213L31 217H32V215H31L32 213H33V216L36 213H38L36 216L37 218L35 216L34 217L36 218L37 221H41L39 224H41V223L44 224V222H47V224L46 223L45 224L48 226V228L46 227L45 224H44V226L42 224V226L45 228V231H46V229H49V231L52 232L51 229L53 228L52 233L54 234V236L52 237V240H53L52 243H50L51 242L50 237L53 234L51 233L52 234L51 235L48 230L47 231L49 234H47V231L46 232L44 231L46 233L47 238H48V241L45 240L47 242L44 241V239L46 238L44 232H43V235L42 234L40 235L38 233V235H35V238H34V236H31V235H34V233L36 234V231L33 233H31V231H34L33 227L35 224L33 225V223L37 222V221L36 220L34 221V219H35L34 217H32L34 219L27 217V214L25 213V214H23L24 218H22V219H24V221H25L26 218H30L29 221L32 220L34 222H32V221H30L31 223L29 221L26 222V223H29V225L27 226L24 223V221H22V219H21V221L25 225L24 226L21 223L20 219L18 220L19 217L20 218L22 217V214H20ZM32 210L35 213L32 212ZM74 211L75 212L81 211L80 213H82V211H83V213H86V214L83 215V213L80 214L78 212V214L81 217L78 216L79 218L78 217L76 218L77 214L74 215ZM217 211L219 212V214L215 215V213ZM67 212L72 214V215H70V218L68 217V215H67V217L65 216L66 214H68ZM25 215H26V218H25ZM57 215H59V217H57ZM85 215H88V217L87 216L85 217ZM17 216H19V217L17 218ZM54 216L57 218L55 219ZM62 216H64L63 219H61ZM159 218H160V221L158 220ZM77 219L78 220L82 219V221H81L82 224H81L80 220L78 222V225H80L81 227L80 226L78 227V225L76 223L78 221ZM83 219L85 220V222ZM94 219H95V217H94ZM197 219L199 220V217H197ZM27 220L28 219H26V221ZM58 220H56V223L60 222ZM86 220H88V221H86ZM89 221H91V222H89ZM17 222H19V224H21V226H23V229H21V226L19 227V224ZM86 222L88 223L87 224L88 226L86 225V227H85ZM135 222H136V220H135ZM135 222H133L132 229L129 233V235L133 236V242H135L138 238V232L136 230ZM30 224H32L33 227H31ZM39 224H36L35 227H38V228L41 227L42 228V226H39ZM7 226L10 229L12 227V229L17 231V232L10 231ZM2 227H0V228H2ZM24 227H25V229H24ZM27 227H28V229H27ZM55 227L57 228L56 231H55V229H56ZM58 227H60L61 229L60 228L58 229ZM29 228H31L32 230L30 229L31 230L30 231ZM38 228H36L35 230H37ZM7 229H8V231H7ZM19 229L29 231L26 233L27 234L29 233V236L28 235L27 236L30 237V240L28 239V237L26 235L25 236L27 237V239L23 235L25 231L21 232V230L19 231ZM42 229L40 230V233L44 230V229L43 230ZM4 231H7L8 234H6V232L4 233ZM54 231L56 233H54ZM37 232H39V229L37 230ZM72 234L75 235L74 237L77 236V238H74L73 236L70 238V236ZM154 234H156V232H154ZM157 234H158V232H157ZM3 235H5V236H3ZM49 235H51V236L49 237ZM36 236H37V239H40L41 236H44V238L42 239V241H41V239H40V241L39 240L35 241ZM58 237L59 236H56L57 239H58ZM68 237L70 239H68ZM23 238H25L27 240V242H26V240L24 241ZM33 238H34V241H33ZM72 240H73V242H72ZM31 242L32 243H36V242L40 243L41 242L40 244L46 243V245L45 244L41 245L42 250H40L41 247L40 248L38 247V246H40L39 243H38V245H35L40 250V252H39L38 249L35 248L34 245H31L32 244ZM57 242H59L60 244ZM22 243H24L25 246L26 245L27 246L26 247L23 246L24 244H22ZM29 243H31L30 245L32 248L30 247ZM55 243L57 244V246ZM52 244H55V246ZM250 245H254V248L249 247ZM73 246H75V249L72 248ZM54 247H57L58 249L57 248L54 249ZM22 248L30 249V250L33 249V250H32V252H30V250H24L25 251L24 252V251H22L23 250ZM35 249H37V250L35 251ZM52 250H54V251H52ZM65 250H63V251H65ZM37 251H38V253H40V254H38V256H37V253H34ZM22 252H24V254L27 252V254L23 255ZM52 252L55 256L57 253L58 257L56 256L57 258L56 257L54 258V255L52 254ZM32 253L34 254V256L35 255L36 256L34 257L32 255ZM47 253H48V255H47ZM235 253H239V255H235ZM225 254L228 256L226 257ZM25 256L29 257L30 259H28V258L25 259L26 258ZM19 258L25 259V261L23 262ZM68 258L71 261L68 260ZM257 258L258 257L254 256L253 259L255 260ZM41 260H39L40 263H41ZM43 260H42V262H43V264H45V261H43ZM35 261L36 260L32 261V264H35V263L37 264L38 260L36 262ZM33 262H35V263H33Z\"/></svg>", "mask_w": 264, "mask_h": 264}]
</instances>
